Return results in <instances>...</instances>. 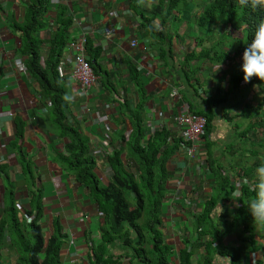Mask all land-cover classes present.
<instances>
[{
    "label": "trees",
    "instance_id": "obj_1",
    "mask_svg": "<svg viewBox=\"0 0 264 264\" xmlns=\"http://www.w3.org/2000/svg\"><path fill=\"white\" fill-rule=\"evenodd\" d=\"M128 1L131 10L139 16L141 37L153 40L149 46L160 49V57L168 66L171 59L164 48L170 50L171 47L168 31L173 27L169 28V23L178 21L175 24L177 29L182 24H189L184 39L187 40L185 53L178 68L172 69L175 77L179 78L178 84L183 86L178 89L181 101L175 105L179 107L186 104L191 113L206 120L203 139L207 150L206 168L212 175V195L205 197L201 211L191 218L195 236L183 238L184 248L178 252V264H193L191 260L194 255H199L198 264H212L215 256L229 257L231 264H243L245 253L261 251L264 254V229L255 231L253 218L247 208L249 200L255 195V167L260 164L255 160L253 165L238 168V161L229 159L235 163H228L229 169L222 168L223 164L217 158L223 154L214 157L212 150L216 144L210 137L215 131L213 123L217 114L214 109L227 102L226 96L215 99L220 85L195 95V91L205 84L207 76L220 65L223 73L216 79H227V94L232 85L237 87L244 80L243 72H239L235 64L240 62L245 47L251 43L258 23L264 20V8H242L237 0H201L202 5L198 8L192 7V0H156L157 4L153 3V7L147 9L143 5L146 0ZM19 3L25 7L22 22L17 21L12 12L3 15V24L8 32L16 36L19 62L23 63L29 77L33 79L39 103L48 111L44 121L46 131L66 141L60 150L53 148V162L82 185L86 195L97 203L103 215L99 238H90V264H123L124 260L128 264H174L168 259L173 247L164 242L159 219L166 193L169 192L168 182L173 174L168 162L177 154L183 141L169 127L151 129L147 126L150 125L149 120H153L148 112L152 95L146 91L138 67L128 58L125 65L137 99L121 105L123 121L118 122L121 129L109 139L111 154L100 160L112 171L107 181H103L97 172L99 160L93 155L89 139L80 132L78 126L67 124L70 92L56 71L59 58L71 39L73 13H70L65 3H58L52 18L54 35L44 39L41 33L49 29L51 1L20 0ZM46 46L47 56L44 55ZM103 52L104 47L100 43L88 38L86 53L97 75L103 70L100 63ZM106 75L111 77L108 72ZM2 77L0 67V87ZM103 83L102 86L110 90L111 85L107 86L106 81ZM173 83L176 85V81ZM250 84L256 91L249 104L243 105L230 120L223 114L222 119L227 123L237 121L232 127L231 142L225 145L226 153L244 156V147L249 144L247 141L250 138V143L258 142L253 146L262 148L261 145H264V81L257 78ZM210 90H216L213 91L215 96H210ZM14 126L16 133L9 142V149L18 155L16 160L22 179H14L8 167L3 168L6 183L0 218V264H6L8 258L9 264H60L63 225L57 217L54 218L50 236L46 238L44 235V188L37 183L40 176L35 170L33 158L28 157L18 145L24 135V121L15 117ZM258 131L260 137L257 136ZM238 143L243 148L235 150ZM251 153L254 154L246 162L254 159L256 152ZM261 164H264V157ZM239 178L244 180L239 183V194L235 198L240 201L239 207H235L230 195L238 186ZM20 183L25 185L28 192V208H18L16 205V188ZM219 204L224 210L222 215ZM232 234H237L239 239L242 237V246L233 253L234 248L224 243ZM114 250L120 253L115 254ZM4 251L12 255L7 254V258H4ZM255 264H264V259L256 260Z\"/></svg>",
    "mask_w": 264,
    "mask_h": 264
},
{
    "label": "crops",
    "instance_id": "obj_2",
    "mask_svg": "<svg viewBox=\"0 0 264 264\" xmlns=\"http://www.w3.org/2000/svg\"><path fill=\"white\" fill-rule=\"evenodd\" d=\"M50 1L52 10L48 14L49 22L54 18L58 3H65L70 9V13H73L71 39L77 38L83 32H88V38L104 47L103 55L100 58L103 70H100L98 76L101 85H104L103 82L105 81L107 86L111 85L110 90L104 87L103 95L84 97L71 80H61L70 92L68 110H66L67 124L78 126L80 132L89 139L92 152L103 151L107 155L111 154L112 148L109 139L121 129L118 122L123 121L121 105L126 101L134 102L137 99L125 65L128 58L138 67L141 81L148 94L152 95V100L148 105L149 117L153 119L149 120L150 128L169 127L178 138V132L172 129L173 119L181 113L182 108L189 111L186 104L176 107L175 104L181 101L178 89L183 86L181 83L178 84L179 78H176L175 74L172 77V69L178 68L186 48V45L183 44L186 43L184 38L180 37L183 39L181 43L175 37L181 27L175 32L168 31L171 36V47L170 50L164 48L167 57L171 59V64L168 66L160 57V49L149 46V42L153 40L150 41L147 37H141L138 29L139 16L131 10L128 0H124L121 5L119 0ZM19 2L20 0H0V67L3 72L0 87V218L3 214L4 185L6 183L5 172H2L3 168L8 167L9 174H12L14 179L19 181L22 179L21 169L16 160L18 155L16 156L15 152L9 149V142L13 140L16 133L14 119L20 117L24 121L25 129L19 148L24 150L28 157L33 158L35 170L40 176L37 183L44 188L45 218L44 223H42V227L45 228L44 235L46 238L50 236L52 220L57 217L63 225L64 233L60 250V264H90L91 240L98 239L101 234V227L104 222L103 215L99 212L97 203L86 195L82 185L53 162V148L60 150L65 142L46 131L44 121L47 119L48 111L41 107L43 104H40L37 99L33 79L16 69V62L20 61L16 53L19 43L16 36L7 31L3 24V18L5 15L14 12L16 20L22 22L25 7ZM23 2H27V0H23ZM2 11H6L5 14ZM18 11L23 13L21 18ZM107 28L115 29V33L111 37L105 35ZM92 29L96 30L93 35L90 33ZM53 35V28L50 32L46 30L41 33L44 39H50ZM132 38L137 40L135 48L129 46ZM47 48L48 46L44 50V55L47 54ZM175 50L180 52L177 62L174 60ZM13 56L15 57L13 58ZM106 72L110 73V78ZM173 78H176V85L173 82H171V86L168 85V79ZM173 90L178 92L180 97L178 102H174L170 98ZM227 90L225 88L223 92L227 94ZM210 91V96H213V91L216 90ZM218 91H222V88ZM218 91H216V97H218ZM220 99L222 98L219 97ZM47 105L49 106L50 103ZM184 157L186 156L182 152H177L168 162V168L173 174L168 182L169 192L166 193L165 202L161 207V213L166 218L167 225H170L163 229L164 234L169 233V231L172 232L174 228H180V231L165 240L167 245L173 247L168 259L174 264L179 263L178 252L184 248L183 238L185 236L190 238L192 234L190 231H193L192 210L188 211L191 207L185 205L183 208L181 197H184L189 191L205 201V197L211 195L212 186L211 173L206 174L204 171H202L203 173L199 171L198 163L200 161H192L189 157L186 160ZM98 163V171L105 172L109 177L112 173L111 169L100 160ZM197 173L200 177L195 175ZM191 175H193L192 182L188 179V176ZM25 191L27 192V189L22 183L16 188V205L18 208L19 206L28 208L29 197L28 195L23 196ZM175 203L179 209L183 210L175 209L172 211L170 204ZM22 208L20 209L22 210ZM184 213L186 214L183 216ZM176 217L179 219L176 220ZM187 221H190V226H188ZM182 226L185 231H182ZM228 238H231L230 242L235 241L234 234L226 239ZM224 243L229 244L227 240ZM119 253V250L115 251V254ZM263 259L264 254L261 251L249 252L244 254L243 264H255L256 260ZM9 261L8 258L5 263L9 264ZM191 261L193 264H198L199 255H194ZM123 264H128L127 260H124ZM212 264H229V260L215 256Z\"/></svg>",
    "mask_w": 264,
    "mask_h": 264
},
{
    "label": "rangeland",
    "instance_id": "obj_3",
    "mask_svg": "<svg viewBox=\"0 0 264 264\" xmlns=\"http://www.w3.org/2000/svg\"><path fill=\"white\" fill-rule=\"evenodd\" d=\"M193 1V5H192V7L193 6H195V8H198V6L199 5H202V2H201V0H192ZM119 2H120V5L122 4V3H124V0H119ZM137 2H138V0H137ZM136 1H135V3H137ZM153 3H156V0H146V1H144V3H143V5L147 8V9H149V8H152L153 7ZM157 4V3H156ZM4 6H6V5H4ZM181 6V5H180ZM179 6V7H180ZM52 10V8H50L49 7V12ZM3 12V11H2ZM5 12L6 11H4L3 13L5 14ZM22 14L23 13H21V11H18V15H19V17L21 18L22 17ZM192 14L190 13V16H191ZM177 23H178V21L177 22H170L169 23V28L172 26L173 28H172V32H174L173 31V29H177L176 27H175V24L177 25ZM183 23V22H182ZM187 28H189V24H183V25H181V28L178 30L179 32H178V35H179V38L177 37L178 35H174L175 37H176V39L177 40H180L181 41V43H182V41H183V39H180V37H182V38H186L187 36H186V34H187ZM170 30V32H171V28L169 29ZM5 33V32H4ZM174 37V38H175ZM187 41V40H186ZM184 44V46H185V43H183ZM166 49V48H165ZM182 49H184L183 48V46H182ZM45 55H46V53H45ZM178 55L180 56V52L179 51H177V50H175V61L177 62L178 61ZM47 56V55H46ZM46 56H44V58L46 57ZM242 56L243 55H241V58H240V62L239 63H236L235 64V66H236V68H237V70L240 72L241 71V65H242ZM15 56H13V58H14ZM217 68L218 67H215V71L213 72V73H210V75H208L207 76V79H206V82H205V84H203V86H202V88L201 89H197V91H195V95H201L202 94V91H207L208 89L207 88H215L217 85H220V88H222V91H218V97H215V99L216 100H219V97H222L223 95H225L226 96V103L225 104H223V105H221V106H219V107H217L216 109H215V112H216V114H217V117H216V119H215V121H214V123H213V126L215 127V131H214V133L212 134V136L210 137L211 138V141H213L215 144H216V146L214 147V149L212 150L213 152H214V157H218L219 155H221V154H223V156H221L220 158H217L220 162H221V164H223V169L225 170V169H229V167H227V164L228 163H235V162H232V161H235L236 160V164H238V168L240 167V166H248V165H253L254 163H255V160H258V162H259V164L261 165V162H262V159H263V157H264V145L262 144L261 145V147L262 148H258L257 146H253L252 144H255V145H257L258 144V142H251L250 143V141L252 140L251 138L249 139V141H247L249 144L246 146V147H244V150H246V152H244V156L243 155H241V154H237V153H226V151H225V145H227L228 143H230L231 142V137H232V135H233V130H232V127L234 126V124L237 122V121H234V122H229V123H227L225 120H223L222 118H223V114H225L226 115V117L230 120V118H232V117H234L236 114H238V112L240 111V109L242 108V106L244 105H246V104H249V102L251 101V97L253 96V92L254 91H256V90H254V87H253V84H250V83H252V82H255L256 80H257V78H253L250 82H248V83H245V81L244 80H242L241 82H239V84H238V86L237 87H234L233 85L231 86V90L230 91H228V94H226V92H223V89H228L229 88V83L226 81V80H224V81H220V80H217L216 79V77H219V76H222V73H223V70L222 69H220L219 71H217L216 72V70H217ZM236 70V71H237ZM236 71H234V73L236 72ZM233 73V74H234ZM173 75H174V73L172 72V77H173ZM168 77V76H167ZM228 79H229V74H227V76H226ZM164 80H165V78H164ZM173 81H176V78H174V79H168V85H170L171 86V82H173ZM222 82H224V83H222ZM264 91V90H263ZM213 96H215V92H213ZM258 98H260V97H258ZM173 101H174V99H172ZM260 101V100H259ZM258 101H256V102H254V104L253 105H255L256 103H257ZM198 104H200L199 102H197ZM42 107V106H41ZM40 108V107H39ZM258 133L259 134H257V136H259L260 137V131H258ZM253 138V137H252ZM64 142H66V141H64ZM240 143H242V141L240 140ZM240 143H238V145H237V147H235V150H238L240 147H242L243 148V146H240V145H242V144H240ZM18 145H19V143H18ZM251 152H256V154H255V157H254V159L252 158V159H250L248 162H246L247 161V158L248 157H251L252 156V154H254V153H251ZM203 157L205 158V159H203V160H205V163H206V158H207V153L205 154V155H203ZM184 159H189L188 157H184ZM229 159H231L232 161H230ZM207 165V164H206ZM237 167V166H236ZM258 166H256L255 167V171H256V168H257ZM98 168V167H97ZM99 169V168H98ZM98 169H97V172H98V174L101 176V179H103V181H107V178H109L108 177V175H106L105 174V172H103V173H101L100 172V170L98 171ZM231 169V168H230ZM102 171H105L104 169H102ZM199 171L201 172V173H203L202 171H203V169L202 168H200L199 167ZM235 172V171H234ZM205 173L207 174L208 173V171L205 169ZM195 175H197V176H199L200 177V175L197 173V174H195ZM195 178H197V177H195ZM194 178V179H195ZM188 179H189V181H193V175H191V176H188ZM243 178H239L238 179V186L236 187V189H238L239 190V183L240 182H243ZM235 189V190H236ZM25 195H28V192H26L25 191V193H23V196H25ZM211 195H212V193H211ZM210 195V196H211ZM180 204H182V203H180ZM177 205V203H175V204H170V206H171V210L172 211H175V209H177L178 211L179 210H183V209H179V207L178 206H176ZM183 205V204H182ZM187 205V204H186ZM189 211H191V210H189ZM181 213V212H180ZM187 213V212H186ZM186 213H184L183 214V216L186 214ZM171 214V213H170ZM170 216V215H169ZM187 216H188V213H187ZM170 217H172V216H170ZM167 218H169V217H167ZM176 220L177 219H179V218H175ZM160 225H161V233H162V237H163V240H164V242H165V240H167V238L168 237H170L171 235H173L174 233H176V232H178V231H180V228H177V229H173V231L171 232V231H169V233L168 232H166L165 234H164V231H163V229L164 228H168L169 226L167 225V223H166V218L165 217H163V215H161V217H160ZM44 223V222H43ZM187 224H188V226H190V221H187ZM183 227V226H182ZM182 231H185V229H184V227L182 228ZM255 231H258V229H256L255 228ZM192 234L191 235H195V234H193V231H190ZM234 236H235V241L234 242H230L231 241V238H228V239H225V241L227 240L228 242H229V244H228V246H230L229 248H234V249H232V253L236 250V249H238V248H240L241 246H242V244H241V242H240V239L242 238V237H240V239L238 238V235L237 234H234ZM188 237V236H187ZM233 238V237H232ZM226 244V243H225ZM114 252H115V250H114ZM2 253V252H1ZM3 254V257L4 258H7V252L6 251H4V253H2ZM8 255H12V253H10L9 252V254Z\"/></svg>",
    "mask_w": 264,
    "mask_h": 264
},
{
    "label": "built area",
    "instance_id": "obj_4",
    "mask_svg": "<svg viewBox=\"0 0 264 264\" xmlns=\"http://www.w3.org/2000/svg\"><path fill=\"white\" fill-rule=\"evenodd\" d=\"M52 26L53 20H50L47 32L51 31ZM94 32H96L94 29L90 31L92 35ZM114 33V28L105 29V35L107 37H111ZM87 40L88 32H83L80 36L71 39L67 43L56 66L57 75L60 80H71L84 97L103 95L104 87L100 84L99 76L93 72L86 53ZM129 46L135 48L137 46V40L135 38L130 39ZM16 69L22 74L29 75L21 62H16ZM170 98L174 99V102H178L180 99L176 90L171 91ZM172 126V129L178 132V138L184 143L178 152H182L192 161H200L198 164H202V166L198 165V167L205 171L206 163L203 160L205 159L203 155L206 154V145L203 139L204 129L206 127L205 118L193 115L185 108H182L181 113L173 119ZM148 127H150L149 124ZM93 155L98 160H103L106 156H109V154L107 155L103 151H96ZM181 198L183 199V205L181 206L185 208L186 204L189 205L191 207L190 210H192V215H197L200 212V206L203 201L198 196L188 191Z\"/></svg>",
    "mask_w": 264,
    "mask_h": 264
},
{
    "label": "clouds",
    "instance_id": "obj_5",
    "mask_svg": "<svg viewBox=\"0 0 264 264\" xmlns=\"http://www.w3.org/2000/svg\"><path fill=\"white\" fill-rule=\"evenodd\" d=\"M237 2L242 8L249 6L253 10L264 8V0H237ZM221 67L222 65L217 68L216 72L219 71ZM241 71L244 74L243 79L245 83L250 82L254 77L258 78L260 81H264V20L258 23L251 43H248L245 47L242 56ZM198 165L200 166V164ZM245 183H247V180H245ZM253 191L255 195L249 200L247 208L253 218L254 227L256 229H264V164L256 168ZM238 194L239 190L236 189L233 190L230 195L235 207H239L238 202L240 200L235 198ZM200 207H202V205ZM218 207L220 215H222L224 210L220 204ZM227 258L229 264H231L230 258Z\"/></svg>",
    "mask_w": 264,
    "mask_h": 264
}]
</instances>
